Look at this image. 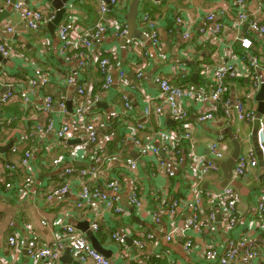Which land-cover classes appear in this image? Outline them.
<instances>
[{
    "label": "crops",
    "instance_id": "1",
    "mask_svg": "<svg viewBox=\"0 0 264 264\" xmlns=\"http://www.w3.org/2000/svg\"><path fill=\"white\" fill-rule=\"evenodd\" d=\"M24 1L25 5L31 9L50 13L49 16L56 14V8L49 0ZM131 1L120 0L121 4L113 7L112 12L106 19H115L116 17L127 25L125 15L129 11ZM229 1L233 5L234 0ZM151 2V0L141 1L137 21L139 28L147 36L145 42L149 53V56L144 59V77L142 79L138 80L136 78L133 68L136 53H141L144 50L141 48L133 52L128 47L130 39L140 38H130L123 45L125 36L118 35L115 25H107V31L99 40H93L92 43L103 58L111 59L110 68L114 75L120 69H124L128 73L129 80L135 81L133 86L126 87V92L133 105V110L129 112L130 121L115 120L111 129L108 124H105L103 133L106 135L111 134V137L106 141L108 154L122 152L126 157L138 160L144 184V201L149 209H156L163 200L169 202L175 197L183 198L194 182H199L205 189L212 191H219L223 188L224 172L211 173L200 179L202 163L198 157L204 161L211 159L212 154L209 145L216 137L224 136L225 142L229 145L231 151L233 149L232 141L227 134L229 129L233 131L236 137H239V140L243 139L242 150L252 146L256 151V145L253 139L254 122L238 120L235 110L232 109V117L227 126L223 124L224 119L221 117L219 121L195 123L196 129L192 145L197 158L191 160L188 157L190 149L184 144V163L175 169L176 176L169 177L165 175L161 168L157 169L155 163L149 160L150 156H141L132 141L127 138L132 128L138 123L147 125L141 133L142 139H147L153 132V128L161 126L172 129L175 126V122L168 111L160 115L153 114L150 117L143 115L146 96H156L158 94L154 77L157 74L169 76L173 66L180 64L181 72L186 76L177 83H190L197 88H202L207 83V80H204L200 75L202 61L205 60L215 66H223L226 63L237 64L243 56L250 58L253 51H257V48H254L255 50L251 49V53L241 47L236 36L247 33L248 36L259 39L263 43V47L264 36L249 32L247 26H240L231 20L224 23L219 39L205 44L198 40L199 44L187 46L190 41L184 39V32H192V37L196 39L198 31L207 24L205 22L206 13L220 5L221 1L165 0L159 4ZM14 3H11V0H0V13L4 11L10 13L0 25V35H3L1 31L6 25L14 28L11 33H7L10 35L7 49L13 54L4 57L5 61H2L6 70L4 81L7 78L8 82L21 81L27 76H33L38 69H41L48 73L51 82L45 89L36 88L34 93L31 91L28 93L34 104L42 105L46 94H52L56 101L63 99L70 110L73 107L72 99L74 100L76 97V88L81 85L93 98L101 97L102 101L98 100L94 105L96 109L101 108L107 111L115 108L120 111L123 105L120 94L121 88L115 83L108 92L104 89L105 77L101 73L99 62L89 69L77 71L75 65L68 62L60 54L61 44L57 36V27L54 34H51L48 28L50 20H47L40 30H30L21 18L12 12ZM115 12L118 13L115 14ZM147 12L158 23V44L150 39L149 30L141 22V18ZM100 13V6L95 0H69L64 17H73L81 27L89 28L96 24L100 18ZM178 17L181 21L177 20ZM193 46L194 49L191 48ZM238 48L241 52L237 51ZM233 50H235L237 57H233ZM191 53H196L197 58L188 59V55ZM69 75L74 77L72 83H68L67 76ZM235 84H237V87ZM249 84V79L240 76L238 79L231 81L227 95L233 100L236 93L242 95ZM6 88L7 86L4 85L0 89V93H4ZM250 105L253 108L256 107L258 113V101L257 105L255 101L250 102ZM183 106L191 121H196L203 110L202 102H194L189 99L183 101ZM25 107L26 105L18 99L0 109V122L11 113L24 115L27 118V122L18 120L13 124L4 126L3 133L8 134L9 138L4 137V142L7 144L0 145V148L13 143L15 140H20L18 153H12L11 145L4 151L0 149V154L4 156L5 161L17 162L25 152H32L30 163L35 167L33 184L28 185V189L24 191L21 187V182H27V171L24 169H18L9 179L14 182L13 188H6L0 182V264H7L13 260L8 238L14 233L19 234L21 237H27L29 228H31L38 233L44 245H51L55 242L58 228H55L52 224L47 227L43 226L41 224L43 218H48L53 223V220L58 217H68L76 223L79 229H81L79 227L81 223H87L88 230H90L89 215L73 207L77 194L63 197L64 199L56 198L55 201L46 199L50 186L57 185L60 182L59 174L63 168L62 166L68 164L67 156L71 148L80 142L79 139H56L53 133L45 137L46 141L43 140L42 136L37 138L38 135L32 127L37 122L43 121V116L31 108L25 109ZM165 109L168 110V107L165 106ZM216 113L222 116L221 112L220 114ZM55 124H58L57 118H55ZM72 140L77 142H72ZM155 144L162 145L158 140H155ZM86 154L87 150H79L75 160L78 167L87 166ZM56 160H60V163L56 164ZM110 170L113 171L111 174H116L118 166L113 164ZM117 175L125 186V190L120 194V203L127 208L128 212L116 219L107 217L98 232L94 234L91 232L105 249L107 253L105 256L110 258L112 264H174L173 261H176V264H211L205 259L204 251L215 244L219 252H224L226 242L230 236L235 238L244 237L250 244L257 245L264 251V214L260 213L257 208L258 197L264 195V168L260 166V163L258 167L249 172L248 176L240 180V187L236 186L238 195L236 212L239 220L231 230L222 224L220 215L212 224L203 227L200 231L188 228L187 222L190 215L188 208H180L173 217L164 215L162 220L156 223L150 213L140 215L136 209L128 208L123 204V199L129 203L127 200L129 172L121 169L117 172ZM23 185L25 186V184ZM101 186L105 189V185L101 183ZM208 209L209 203L207 201L205 202V213L202 216L203 220L208 218ZM173 228L177 229V233L172 240H167L166 235ZM81 230L86 234L88 232V230ZM114 232L127 235V254L125 256H122V249L120 250L118 244L111 238ZM143 233H153L155 240H147L145 248L139 249L133 244V241L143 239L141 237ZM188 240L192 242V251L190 252L186 251L185 248V243ZM65 253L62 256L61 264H81L72 254L65 255ZM16 262L17 264H33L25 249L20 250ZM233 264H248L245 254L241 252L239 259Z\"/></svg>",
    "mask_w": 264,
    "mask_h": 264
},
{
    "label": "built area",
    "instance_id": "2",
    "mask_svg": "<svg viewBox=\"0 0 264 264\" xmlns=\"http://www.w3.org/2000/svg\"><path fill=\"white\" fill-rule=\"evenodd\" d=\"M95 1L99 4L101 13L94 26L83 28L75 18L70 16L64 17L57 26V36L61 44L60 54L68 62L73 63L77 71L89 69L99 62L101 73L105 77L104 89L108 92L115 83L121 88L120 94L123 105L120 111L115 108L107 111L101 108L96 109L94 105L98 100H101V97L93 98L81 85L76 88V97L74 100L72 99L73 107L70 110L63 99L56 101L52 94H46L42 105H36L30 100L28 93L30 91L34 93L36 88L45 89L51 82L48 73L38 69L33 76H27L24 80L8 82L7 78L4 81L6 70L4 63L0 61V89L4 85L7 86L5 92L0 93V109L19 99L26 105L25 109L31 108L43 116V121L37 122L32 127L38 135L37 138L42 136L43 140L46 141L45 137L53 133L56 139H79L80 141L71 148L67 156L68 164L62 166L63 168L59 174L60 182L57 185L50 186L46 199L55 201L56 198H66L77 194L73 207L89 215V229L94 234L100 230L101 224L105 222L107 217L116 219L128 212L127 208L120 203V194L125 190V186L117 175V172L124 169L129 172L127 200L140 215L150 213L154 221L159 223L164 215L173 217L180 208H188L190 210L187 222L188 228L200 231L203 227L212 224L220 215L222 224L229 230L233 229L238 223L239 216L236 212L238 204L237 188L232 183H228L219 191H212L205 189L201 183L194 182L183 198L175 197L169 202L163 200L156 209H149L144 201V184L138 160L126 157L122 152L108 154L106 141L111 137V134L106 135L103 133V126L108 124L111 129L115 120L130 121L129 112L133 110V105L126 92V87L133 86L135 81L129 80L128 73L124 69H120L114 75L110 68L111 59L103 58L92 43L93 40H99L102 37L107 31V25H115L118 35L121 37L128 34V27L125 23L119 21L116 17L115 19H106L112 12L113 7L121 4L120 0ZM151 1V3L159 4L165 0ZM220 1V5L206 13L205 22L207 24L198 31L197 40L192 37V32H184V39L190 41L187 46L199 44L198 40L205 44L219 39L224 23L231 20L240 26H247L249 32L264 36V0H234L233 5L230 4L229 0ZM24 2V0L15 2L12 12L16 13L30 30H40L47 20L51 21L55 16L54 14L49 16L50 13L42 10L31 9ZM117 13L115 12V14ZM141 20L142 24L149 30L150 39L158 44L159 29L155 18L147 12ZM177 20L181 21L179 17ZM13 29V27L6 25L1 31L3 35H0V51L3 58L13 54L7 49L10 36L7 33H11ZM236 38L244 49L252 53L251 49L257 48V51H253L250 58L246 56L240 58V62L237 63L239 65L226 63L223 66H215L205 60L202 61L200 75L204 80H207L202 88H197L190 83H177L186 76L181 72L180 64L173 66L171 75L157 74L154 77L158 94L156 96H146L143 115L150 117L153 114L160 115L168 111L175 122V126L172 129L161 126L153 128L151 135L147 139H142L141 133L147 125L138 123L132 128L127 138L132 141L141 156H150L149 160L155 163L157 169L161 168L165 175L169 177L176 176L175 169L184 163V144L190 149L188 157L191 160L197 158L192 145L196 124L206 121H219L221 117L224 119L223 124L227 126L232 117V109L235 110L236 117L240 121L253 123L257 119V109L256 107L253 108L250 102L255 101L257 105L256 97L264 83L263 43L253 36H248L247 33L237 35ZM128 47L133 52L141 48L144 50L141 53H136L133 68L136 78L140 80L144 77V59L149 56L146 42L141 39H130ZM191 48L194 49V46ZM195 54L188 55V59L197 58ZM232 55L237 57L235 50L232 51ZM240 76L249 79V86L242 95L236 93L233 100L230 97L226 99L231 81L238 79ZM67 80L68 83H72L74 77L69 75ZM235 86L237 87V84ZM186 99L203 103V110L196 121L190 120L183 106V101ZM165 106L168 107V110L165 109ZM216 112L219 114L221 112L222 116L217 115ZM55 118L58 121L57 125L55 124ZM18 120L27 122L24 115L21 116L17 113H11L0 122V145L7 144L4 142V137L9 138L8 134L3 133L4 126L13 124ZM257 137L264 161V113L259 118ZM155 140L160 141L162 145H156ZM20 142V140H15L12 143V153H18ZM240 142L242 144L243 139H240ZM81 149L87 150L86 158L88 162L87 166L84 167H78L75 164L77 154ZM161 149L165 156L161 155ZM209 149L212 154L210 160L204 161L198 157L202 163L200 179L211 173H222V163L231 153V148L226 144L224 136L216 137L210 143ZM32 154L29 151L25 152L17 162L5 161L4 156L0 154V182L6 188L14 187V182L9 179L18 169L27 171V182H21L23 191L28 189V185L33 184L35 167L30 163ZM59 161L56 160L55 163L59 164ZM113 164L118 166L116 174H111L113 171L110 168ZM258 165L259 159L252 146L241 150L233 168V179H243ZM101 183L105 185V189L102 188ZM75 188L78 191L75 192ZM207 201L209 203L207 211L209 214L208 218L203 220L202 216L205 213V202ZM257 208L260 213L264 214V195L258 197ZM41 224L46 227L52 224V226L58 228L55 242L51 245H44L38 233L31 228H29L27 237H21L19 234L14 233L8 238L13 260L7 264H17L16 258L21 249L27 250L33 264H61L62 256L66 251H69L81 264H112L110 258L93 247L86 232L79 229L70 218L58 217L53 220V223L48 218H43ZM176 233V228L171 229L166 235L167 240H172ZM141 237L143 239L133 241V244L139 249L145 248L147 240H155L153 233H143ZM111 238L118 244L120 250L122 249V256H125L127 254V235L114 232ZM185 248L188 252L192 251L190 240L186 241ZM241 252L245 254L248 264H264V251L259 246L250 244L244 237L235 238L230 236L226 242L225 251L222 253L213 244L204 251V257L211 264H233L239 259ZM172 263L176 264V261Z\"/></svg>",
    "mask_w": 264,
    "mask_h": 264
},
{
    "label": "water",
    "instance_id": "3",
    "mask_svg": "<svg viewBox=\"0 0 264 264\" xmlns=\"http://www.w3.org/2000/svg\"><path fill=\"white\" fill-rule=\"evenodd\" d=\"M15 1L16 0H11V3H14ZM49 1H51V3L56 8V14L54 18L48 23L49 31L51 32V34H54L56 27L60 24V22L64 18V14L66 12V5L69 0H49ZM141 1L142 0H132L130 3L129 11L125 15V19L128 25V34L123 38V45H125L128 39L130 38H140L144 41L147 40V36L142 32V30L139 28L138 23H137L138 16H139V6H140ZM9 15H10L9 11H4L3 13H0V25L3 22V20L6 19ZM0 61H5L1 53H0ZM256 99L258 101V113H257V119L254 121L253 139L256 145V153L258 154V157H259L260 166L264 168L262 152L260 150L259 143H258V137H257L258 128H259V118L264 113V83ZM227 134L232 141L233 149L229 157L226 160H224L222 163V169H223L224 176H225L222 186L225 187L228 183H232L233 185L240 187L241 183L238 180L233 179V168L241 153L242 144L240 140L238 139V137H236V135L233 133L231 129L227 131ZM72 142H77V141L72 140ZM11 145L12 143H9L8 145L1 147L0 149L4 151L8 149ZM161 155L165 156V153L163 152L162 149H161ZM122 202L125 206L132 209V206L129 203H127V201L123 199ZM79 227L81 229L88 230L87 223H81ZM87 234L92 242L93 247H95L98 251L103 252L104 255H107L105 249L98 243L96 237L91 233L90 230H88ZM68 253L69 251H66L65 255H68Z\"/></svg>",
    "mask_w": 264,
    "mask_h": 264
},
{
    "label": "trees",
    "instance_id": "4",
    "mask_svg": "<svg viewBox=\"0 0 264 264\" xmlns=\"http://www.w3.org/2000/svg\"><path fill=\"white\" fill-rule=\"evenodd\" d=\"M237 51L241 52V50L239 48L237 49ZM240 54H243V53H240ZM228 98H229V95L226 96V99H228Z\"/></svg>",
    "mask_w": 264,
    "mask_h": 264
},
{
    "label": "rangeland",
    "instance_id": "5",
    "mask_svg": "<svg viewBox=\"0 0 264 264\" xmlns=\"http://www.w3.org/2000/svg\"><path fill=\"white\" fill-rule=\"evenodd\" d=\"M240 182V180H238Z\"/></svg>",
    "mask_w": 264,
    "mask_h": 264
},
{
    "label": "clouds",
    "instance_id": "6",
    "mask_svg": "<svg viewBox=\"0 0 264 264\" xmlns=\"http://www.w3.org/2000/svg\"><path fill=\"white\" fill-rule=\"evenodd\" d=\"M2 55V54H1ZM3 57V56H2Z\"/></svg>",
    "mask_w": 264,
    "mask_h": 264
}]
</instances>
